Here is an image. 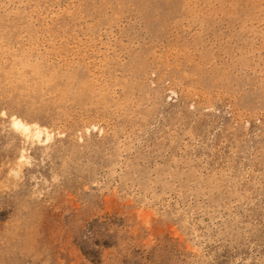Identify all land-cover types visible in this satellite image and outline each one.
<instances>
[{
  "label": "rangeland",
  "instance_id": "obj_1",
  "mask_svg": "<svg viewBox=\"0 0 264 264\" xmlns=\"http://www.w3.org/2000/svg\"><path fill=\"white\" fill-rule=\"evenodd\" d=\"M0 264H264V0H0Z\"/></svg>",
  "mask_w": 264,
  "mask_h": 264
},
{
  "label": "bare ground",
  "instance_id": "obj_2",
  "mask_svg": "<svg viewBox=\"0 0 264 264\" xmlns=\"http://www.w3.org/2000/svg\"><path fill=\"white\" fill-rule=\"evenodd\" d=\"M17 123H19V127L16 126ZM12 126L17 132L21 133L27 139L33 140L34 142L48 143L53 138V135L48 128L38 123H30L18 116L12 117ZM19 157L20 162H29V156L25 150L21 153Z\"/></svg>",
  "mask_w": 264,
  "mask_h": 264
},
{
  "label": "snow or ice",
  "instance_id": "obj_3",
  "mask_svg": "<svg viewBox=\"0 0 264 264\" xmlns=\"http://www.w3.org/2000/svg\"><path fill=\"white\" fill-rule=\"evenodd\" d=\"M17 127H19L20 125H19V123H17V125H16Z\"/></svg>",
  "mask_w": 264,
  "mask_h": 264
}]
</instances>
